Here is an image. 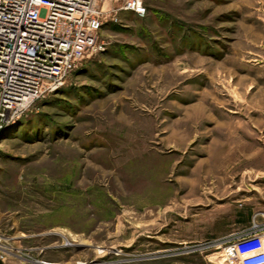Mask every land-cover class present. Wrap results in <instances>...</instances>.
Wrapping results in <instances>:
<instances>
[{
  "label": "rangeland",
  "instance_id": "1",
  "mask_svg": "<svg viewBox=\"0 0 264 264\" xmlns=\"http://www.w3.org/2000/svg\"><path fill=\"white\" fill-rule=\"evenodd\" d=\"M145 5L1 136L2 263L226 264L264 213V0Z\"/></svg>",
  "mask_w": 264,
  "mask_h": 264
},
{
  "label": "built area",
  "instance_id": "2",
  "mask_svg": "<svg viewBox=\"0 0 264 264\" xmlns=\"http://www.w3.org/2000/svg\"><path fill=\"white\" fill-rule=\"evenodd\" d=\"M107 1L0 0V138L104 49L98 36L105 22L123 11L147 14L145 0L105 9ZM218 244L226 264H264V213Z\"/></svg>",
  "mask_w": 264,
  "mask_h": 264
},
{
  "label": "crops",
  "instance_id": "3",
  "mask_svg": "<svg viewBox=\"0 0 264 264\" xmlns=\"http://www.w3.org/2000/svg\"><path fill=\"white\" fill-rule=\"evenodd\" d=\"M25 238L27 237H31L29 234L24 233ZM35 237H41L42 241H47L50 238L53 237H58L60 236L62 241H63V237L61 236V234H59L58 232H42V233H38L34 235ZM24 239V238H21ZM44 239V240H43ZM68 246H71L70 244H66L65 242H62V244L60 246H58V248L63 249L66 253H70V254H74L73 252H71L70 248ZM57 246H46V245H42L40 247H37L36 250H32V249H18V253L20 254V262L23 264H68L67 262H63L60 263L59 261H49L47 260L45 257L48 254V252L50 251V249L56 248ZM24 257V258H23ZM37 258L38 261H30L29 259L26 258ZM33 258V259H34Z\"/></svg>",
  "mask_w": 264,
  "mask_h": 264
},
{
  "label": "water",
  "instance_id": "4",
  "mask_svg": "<svg viewBox=\"0 0 264 264\" xmlns=\"http://www.w3.org/2000/svg\"><path fill=\"white\" fill-rule=\"evenodd\" d=\"M78 249H81L80 247Z\"/></svg>",
  "mask_w": 264,
  "mask_h": 264
}]
</instances>
